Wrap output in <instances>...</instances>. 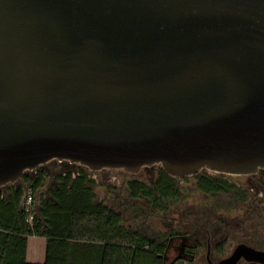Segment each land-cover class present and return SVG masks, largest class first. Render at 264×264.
Listing matches in <instances>:
<instances>
[{
  "label": "water",
  "instance_id": "95a60500",
  "mask_svg": "<svg viewBox=\"0 0 264 264\" xmlns=\"http://www.w3.org/2000/svg\"><path fill=\"white\" fill-rule=\"evenodd\" d=\"M52 160L264 169V0H0V189Z\"/></svg>",
  "mask_w": 264,
  "mask_h": 264
},
{
  "label": "trees",
  "instance_id": "16d2710c",
  "mask_svg": "<svg viewBox=\"0 0 264 264\" xmlns=\"http://www.w3.org/2000/svg\"><path fill=\"white\" fill-rule=\"evenodd\" d=\"M91 171L80 164L63 169L50 187V196H42L38 205L36 195L49 177L45 165L33 174L25 173L22 182L0 189V264H163L165 242L126 228L120 213L98 201ZM195 177L207 194L248 197L249 192L231 182L228 174L204 169ZM178 179L161 168L153 186L131 180L128 188L132 198H148L160 205L181 198ZM26 188L34 194L33 222L23 206ZM31 236L47 239L43 263L28 261Z\"/></svg>",
  "mask_w": 264,
  "mask_h": 264
},
{
  "label": "rangeland",
  "instance_id": "374dc122",
  "mask_svg": "<svg viewBox=\"0 0 264 264\" xmlns=\"http://www.w3.org/2000/svg\"><path fill=\"white\" fill-rule=\"evenodd\" d=\"M64 162L52 160L45 165L49 173L46 189H50L55 185L56 175L63 169L76 168V163ZM161 168L160 164H156L143 167L138 173H130L123 169H103L96 172L91 171L90 174L96 181L95 192L98 201L120 213L126 228L142 233L157 242H165V245L168 244L172 236L184 233L194 234L197 226H199L198 228H204V223L207 222L217 224L226 217L230 225L227 227L223 223L221 227L224 229L218 226L211 234L214 238L215 236L220 238L224 234L228 236V243L224 245L228 253L232 252L240 238L247 237L246 235L251 232H255L257 239L264 238L263 187L254 188V193L250 194L246 202L242 200L238 202L234 193L211 195L203 192L197 186L195 175H192L177 180L181 191V198L178 200H164L160 205H157L148 198H132L128 182L139 180L153 186ZM26 173L33 174V171H27ZM228 178L238 186L248 188L249 185L258 182L261 175H228ZM36 203L38 205V202ZM255 215L261 217L257 225H254L255 221L253 220V227L245 228L248 226L247 217H254ZM212 242V247H214L221 240H213ZM203 246L205 248L203 256H200L198 260L194 262L183 261L178 264H208L206 261V244ZM240 264L254 263L242 261Z\"/></svg>",
  "mask_w": 264,
  "mask_h": 264
},
{
  "label": "flooded vegetation",
  "instance_id": "af4514ba",
  "mask_svg": "<svg viewBox=\"0 0 264 264\" xmlns=\"http://www.w3.org/2000/svg\"><path fill=\"white\" fill-rule=\"evenodd\" d=\"M255 174L261 175V178L255 184L249 185L248 188H243V187L238 186L236 184L238 187L249 192L247 199L242 200L243 202H246L249 199L250 194L254 193L253 192V191H255L254 188H260V187L264 188V169H260ZM237 199H238V202L241 200L239 198H237ZM249 212H250V210H249ZM260 218L261 217L260 216L258 217L257 215H255L254 217L248 216L247 221H246L248 223V226H246L245 228L248 229L249 226L252 228L253 227L252 226L253 220L255 221L254 225L256 226L258 223V220H260ZM223 223L227 227L230 225L228 218L226 217L222 221L217 222V224H215L213 222H207V223H204V226H203L204 228H202V227L198 228L199 226H197L196 232L194 234L184 233V234L172 236L170 238L167 246H166L164 254L161 255L163 264H178V263L183 262V261L184 262L185 261L194 262V261L198 260V258L200 256H203L202 254H203L204 249H205V248H203L204 244H206V247H207L206 261L208 264H217L222 259L229 257L234 252L235 248L241 244L247 245V246L255 248L257 250L264 251V238L257 239L256 238L257 235L255 234V232H251V233L246 235L247 237L240 238V241L236 244V246L234 247L232 252L228 253L224 247L225 243H228V241H227L228 236H226V234H224V235H221L220 238H219V236H215V238H214L213 235L211 234V232L213 230H215L216 227H218V226L221 227L222 226L221 224H223ZM198 224H200V223H198ZM259 225H260V223H259ZM221 228L224 229L223 227H221ZM213 240L214 241L215 240H221V242L218 244H215V246L212 247V243H213L212 241ZM220 247H221V250H219ZM217 256H219L220 258ZM242 261H245V260L242 259L240 261V263ZM254 264H256V263H254Z\"/></svg>",
  "mask_w": 264,
  "mask_h": 264
},
{
  "label": "crops",
  "instance_id": "0c3cea01",
  "mask_svg": "<svg viewBox=\"0 0 264 264\" xmlns=\"http://www.w3.org/2000/svg\"><path fill=\"white\" fill-rule=\"evenodd\" d=\"M46 165V164H45ZM47 183L45 186L37 193L36 198L37 202L42 196L48 198L50 196L51 189H46ZM46 244L47 239L40 236H31L29 239L28 245V261L30 263H43L46 258Z\"/></svg>",
  "mask_w": 264,
  "mask_h": 264
},
{
  "label": "built area",
  "instance_id": "2783aa9c",
  "mask_svg": "<svg viewBox=\"0 0 264 264\" xmlns=\"http://www.w3.org/2000/svg\"><path fill=\"white\" fill-rule=\"evenodd\" d=\"M25 192L26 193H25V199H24L23 206H24L26 213L29 215V221L33 222L34 216L36 213L34 194L30 188H26Z\"/></svg>",
  "mask_w": 264,
  "mask_h": 264
}]
</instances>
